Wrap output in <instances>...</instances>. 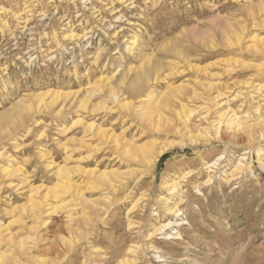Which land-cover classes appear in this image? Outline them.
I'll return each mask as SVG.
<instances>
[{"label": "rangeland", "instance_id": "1", "mask_svg": "<svg viewBox=\"0 0 264 264\" xmlns=\"http://www.w3.org/2000/svg\"><path fill=\"white\" fill-rule=\"evenodd\" d=\"M263 19L264 0H0V154L5 155L0 156V224L8 229L0 232V255H11L7 264H122L125 257L131 264H264V166L255 152L264 153L263 132L258 128L254 139L242 133L231 139L235 128L222 127L217 136L202 121L215 120L218 94L216 100L226 102L245 125L264 118ZM69 29L86 38L64 40ZM251 35L262 48H247ZM133 36L137 44L127 49ZM156 63L157 72L139 92L121 89L119 100L132 103L128 114L107 101L104 89L87 93L103 76L116 88L120 79L125 85ZM48 91L61 95L56 105L33 101ZM147 92L155 102L172 93L169 107L160 110L173 123L165 129L161 121V132L136 118ZM85 94L88 109L82 110L78 100ZM95 103L104 108L90 112ZM180 104L195 109L187 124L207 129L205 139L193 142L184 133L175 118ZM16 105L29 112L15 128L1 116L15 112ZM78 117L115 135L117 149L112 139L72 126ZM151 143V164L121 156L125 146ZM165 143L174 144L155 155ZM240 155L245 160L238 173L233 169ZM219 156L215 168L204 169ZM65 163L83 172L118 174L105 188L93 175L73 170L78 196L68 190L52 198L50 191L43 199L56 181L57 165ZM5 165L18 169L13 177L2 174ZM23 178L27 183L21 185ZM170 179L179 183L171 194L161 186ZM29 186L41 187L33 216L21 209L29 204ZM160 196L182 211L179 218L187 225L179 228L181 240L146 238L158 222L177 219L165 215ZM22 238L28 239L20 251L16 244ZM130 246L136 253L127 252Z\"/></svg>", "mask_w": 264, "mask_h": 264}, {"label": "bare ground", "instance_id": "2", "mask_svg": "<svg viewBox=\"0 0 264 264\" xmlns=\"http://www.w3.org/2000/svg\"><path fill=\"white\" fill-rule=\"evenodd\" d=\"M262 9H263V7H262ZM261 9V10H262ZM260 10V9H259ZM250 11V10H249ZM248 11V12H249ZM4 12V11H3ZM119 18V17H118ZM117 20H119V19H117ZM27 21V20H26ZM261 23H264V19L261 21ZM5 24V23H4ZM259 25H261L260 23H259ZM261 26H264V24L263 25H261ZM86 33V32H85ZM235 33H236V31H235ZM234 33V34H235ZM238 34V33H237ZM236 34V37L237 36H240V34L239 35H237ZM242 34H243V32H242ZM82 35H83V33H82ZM81 37H85V34L83 35V36H81ZM78 34H75L71 29H69V31L66 33V34H62V38L64 39V40H70V41H74V40H76V39H79V38H81ZM228 37H229V35H228ZM86 38V37H85ZM235 38V37H234ZM230 39V38H229ZM82 40H83V38H82ZM250 40H251V42H250V45L249 46H247V48H249V47H255V49H258V46L256 45V44H262L263 42H261V40L260 39H258L257 38V36H255V35H251L250 36ZM229 41V40H228ZM234 41H236L237 43H239V41H241V39L239 38V37H237ZM135 44H137L136 43V36H133V38H132V40H130L129 41V45L127 46V49L130 47L131 48V50H132V48L135 46ZM227 44V43H226ZM229 44V43H228ZM263 45V44H262ZM261 45V46H262ZM261 46H259V47H261ZM169 47V46H168ZM136 48V47H135ZM262 48V47H261ZM130 50V51H131ZM176 51V50H175ZM177 51H178V49H177ZM256 51V50H255ZM259 51V50H258ZM99 52V51H98ZM180 52V51H179ZM97 54H99V53H97ZM173 54V53H172ZM96 55V54H95ZM174 55H175V53H174ZM180 55V54H179ZM99 56L100 55H98V58H99ZM152 61V60H151ZM156 61V60H155ZM155 61H153V62H155ZM147 62V61H146ZM148 63H150V62H148ZM147 63V64H148ZM144 64H145V61H144ZM150 65V64H149ZM148 65V66H149ZM146 67H147V65H146ZM145 67V68H146ZM161 67H162V65H161ZM143 68V67H142ZM142 68L139 70V71H141L142 70ZM159 67L157 66V63L156 64H154V65H152L151 67H147L145 70H143L142 72H140L139 74L137 73H133L132 75L134 76L133 78H131V80L129 81V82H127L125 85L123 84L124 83V80L123 79H120L117 83H116V88L114 87V85L111 83V82H108V77L107 78H104V76H103V78H100L98 81H96L95 83H94V85H93V87H91V89H90V91H88L87 93H88V95L89 94H95V93H97V92H99V91H102L103 89L105 90V93H106V96H105V98L107 97V99H109V100H107V101H113L114 103H116V106H118V109L121 111V112H123V113H125V114H128L131 110H132V103L130 102V101H120L119 100V94H121L120 92H121V89H127L128 91H129V93H137V92H139L141 89H142V87L144 86V84L146 83V81H147V78L149 77V75H151V73L152 72H154V71H156L157 72V69H158ZM258 68V67H257ZM138 70V69H137ZM162 70V69H161ZM201 71H202V69H201ZM127 73L128 72H130V70L128 71H126ZM134 72V71H133ZM160 72V71H159ZM155 74V73H154ZM124 75V74H123ZM122 75V76H123ZM157 75H159V74H157ZM156 75V76H157ZM121 76V78H123ZM120 77V76H119ZM129 78V77H128ZM155 79V78H154ZM114 80V79H113ZM116 80V79H115ZM152 80V79H151ZM150 84V83H149ZM123 86V87H122ZM147 86V85H146ZM89 88V87H88ZM260 88H262V89H264V84L263 85H260ZM177 89H179V88H168V91H178ZM192 90H195V89H192ZM144 91V90H143ZM148 91H149V89H148ZM180 91V90H179ZM179 91H178V93H179ZM182 91V90H181ZM180 91V92H181ZM54 92V91H53ZM52 91H48V92H46V93H42V95H36V96H34L32 99H33V101H36V103L39 105V104H43V102H46V104L48 105V106H54V105H56V102H57V99L61 96L60 94H58V93H53ZM56 92V91H55ZM142 92V91H141ZM59 93H61V92H59ZM73 93V92H72ZM143 93V92H142ZM36 94V93H35ZM62 94V93H61ZM64 94V93H63ZM146 95L143 97V102H140V101H138V103H141V104H144L143 106H138V108H140V110H138L137 111V114H136V118L140 121V123L141 122H143V123H147L149 126H151L152 127V129L153 130H155V131H159V132H161L160 131V129H161V127H162V125L165 123V127L163 126L162 127V129L163 128H165V129H167V125H169V123H170V120H169V118H163V114L161 113V108H163V106L165 107V106H167V107H169L168 105H170L171 103H170V95L172 94H170V95H168V96H166V97H163L162 99L161 98H159L156 102H155V100L154 101H152L151 99H152V97H151V92H147V93H145ZM169 94V93H168ZM180 94V93H179ZM193 94V93H192ZM66 95V94H65ZM77 95V94H76ZM87 94H85L84 95V97L83 98H81V100H78V101H80V104H79V106H78V108L79 109H82V110H87L88 109V102H89V100H88V98H85V96H86ZM123 95V94H122ZM137 95V94H136ZM195 95V94H194ZM75 96V95H74ZM93 96V95H92ZM196 96V95H195ZM221 95L220 94H218V95H216L215 97H213V100H214V102H215V111H214V114H213V117L215 118V120L214 121H211V122H209L208 121V119H207V117H203L202 118V121H204L205 123H209V128L212 126V128L214 129V133H215V135H217L218 136V134L220 133L219 131H221V129H222V127H225V130H228V129H230V131L232 130V129H236V131L235 132H232L231 133V139H232V137L233 138H235L236 136H238L237 134H239V133H242V134H245L247 137H248V139L249 138H253L254 139V134L255 133H258V131H259V129L258 128H260V130L263 132V135H264V118H259L258 120H257V122H255L254 124H251V125H245V122H241V121H239L238 120V116H237V114L235 113V111L233 110V109H231L230 107H228L227 105H225L226 104V102L223 104L221 101L219 102L218 100H216V99H218V97H220ZM63 97H64V95H63ZM66 97V96H65ZM172 97H173V95H172ZM175 97V96H174ZM180 97V96H179ZM91 98V97H90ZM122 98V97H121ZM124 98V97H123ZM74 99V98H73ZM137 99V98H136ZM46 100V101H45ZM105 100V102H107ZM122 100V99H121ZM212 100V101H213ZM60 101V100H59ZM111 101V102H112ZM101 103H102V101H100ZM112 102V103H113ZM113 103V104H114ZM137 103V104H138ZM45 104V105H46ZM96 104V103H95ZM93 105L92 106V109L90 110V112H94L96 109H99V108H104V106L103 105H101L100 103H97L96 105ZM77 105V104H76ZM115 105V104H114ZM90 106H91V104H90ZM19 107V105H16L15 106V109H17ZM161 107V108H160ZM46 108V107H45ZM207 111H209V108L208 107H204ZM14 109V110H15ZM39 109H40V107H39ZM166 109V108H165ZM76 110H78V109H76ZM111 110V109H110ZM110 110H108V111H110ZM175 110V109H174ZM24 111H25V113H24ZM26 111H28L29 112V109L28 108H18L15 112H10V113H6V114H3L2 116H1V118H4V121L9 125V126H14L15 128H16V126H20V125H22V124H24L23 123V121L26 119V117L28 116V114H26ZM39 111H41V110H39ZM89 111V110H88ZM194 111H195V109H193V108H189V107H187L186 105H183V104H180L178 107H177V110H175V118L177 119V121L178 122H180V124L182 125V127H183V129L182 130H184V133L185 134H188V135H191V139L193 140V142H194V140H196L197 138H200V137H203L204 139H205V135H207V133H209V131L207 132L206 130L207 129H204V128H202L200 125H193L192 124V126L190 125V123H188L187 124V122L189 121V118L192 116V114L194 113ZM27 112V113H28ZM79 112H80V110H79ZM82 112V111H81ZM134 112V111H133ZM84 114V113H83ZM83 114L81 115V116H83ZM92 114V113H91ZM153 114H156V115H153ZM79 116V115H78ZM155 116V119L157 118V120L156 121H154L153 122V117ZM34 117V116H33ZM13 118V119H12ZM33 119V118H32ZM161 121H163V123H162V125H160L161 124ZM35 124L37 123V122H34ZM171 123H173V122H171ZM170 123V124H171ZM214 123V124H213ZM78 124H81L82 126H84V128H85V130H86V132H90V133H93L95 136H97V137H99L101 140H103V141H105L107 138L108 139H112V142L114 143L113 144V147L114 148H116L117 149V147H118V144H119V142H118V139H117V137L115 136V135H109V137H108V131H106V130H104V129H102V128H100L97 124H95L94 122H83V120L80 118V117H78V118H76L74 121H73V123H72V126H75V125H78ZM195 124V123H194ZM213 124V125H212ZM189 125H190V128H189ZM211 125V126H210ZM26 126V125H25ZM180 126V125H179ZM27 127V126H26ZM150 127V128H151ZM169 127H170V125H169ZM204 127V126H203ZM212 128H211V130H212ZM179 129V128H178ZM169 130H170V128H169ZM177 130V129H176ZM176 130H174V131H176ZM209 130V129H208ZM3 131V127L0 125V133ZM154 131V132H155ZM260 131V132H261ZM12 133V132H11ZM192 133H197V134H194V135H192ZM230 134V133H229ZM261 134V137H262V139H264V137L262 136V133H260ZM1 135H2V133H1ZM3 135H5V134H3ZM10 135V134H9ZM8 135V136H9ZM216 136V137H217ZM257 137H258V135H256ZM6 137V136H5ZM207 137V136H206ZM244 137V136H243ZM256 137V138H257ZM4 138V137H3ZM203 138H201L202 140H204ZM230 138V137H229ZM242 139V138H241ZM259 139H261L260 138V136H259ZM197 141V140H196ZM247 141V140H246ZM251 141V140H250ZM102 142V141H101ZM255 142V141H254ZM78 143H80V144H83L84 143V141L83 140H79L78 141ZM104 143V142H103ZM249 143V142H248ZM166 144V143H165ZM174 144V143H173ZM173 144L172 143H168V144H166V145H164L163 147H161V148H159L155 153V155H157V156H160V155H162L167 149H170V148H172L173 147ZM195 144V143H194ZM154 143H151V144H144V145H142V146H138V147H132V146H129L128 147V149H125V147H127V146H125L123 149H122V151H121V156H123L125 159H128V160H130V159H136V157L138 158L137 160H139L140 159V161H143L144 163H148L149 164V162H150V164H151V160H153L152 159V156L154 155H152V152H154L153 150H154ZM156 148V147H155ZM158 148V147H157ZM257 150V149H256ZM256 152V158H257V161L259 162V165L262 167V165L264 166V162L262 161L263 159H264V153L262 152V149H258L257 151H255ZM2 154V153H1ZM0 154V156H5V155H1ZM4 154V153H3ZM246 154V153H245ZM70 155V154H69ZM242 155H244V154H242ZM66 156V155H65ZM241 156V155H240ZM70 159V156H68L67 157V160H69ZM155 159H156V157H155ZM221 159V157L219 156L217 159H215L214 161H212V162H207V163H205L204 164V166H205V168L204 169H206V170H210L211 168H215L214 166H216V165H218V164H216V162H218L219 160ZM65 160V159H64ZM67 160H65V161H67ZM245 160V156H241L239 159H238V161L236 162V165L234 166V171H238V173H239V171L241 170V168L244 166L243 165V161ZM157 161V160H156ZM11 162V161H10ZM10 162H8L10 165L12 164V163H10ZM134 162H135V160H134ZM68 163V162H67ZM143 163V164H144ZM54 164V163H53ZM66 164V163H65ZM65 164H63V165H57V167H56V171L54 172L55 174H56V181H55V183H54V185H53V188L52 189H50V188H46V190L45 191H47V193H44L43 194V199L44 198H46L47 196H48V193L50 192V191H54L55 192V194H54V196L52 197V198H55V197H59V194H61V192H66V191H71V190H74L75 191V195H79V193H78V191H76V190H78V188H79V186L78 185H76V183L75 182H72V180H71V177H70V174H71V171H80L79 169H78V165L76 166V167H74V168H69V167H67V164L65 165ZM51 165V164H50ZM248 168V167H247ZM243 169V168H242ZM17 168L15 169V168H11V169H9V167L7 166V165H5V166H3L2 168H1V172H2V174H4L5 176H7V177H13V175L17 172ZM232 170V171H233ZM242 171V170H241ZM80 172H83V171H80ZM83 173H85V174H89V175H93V177L96 179V181L99 179V180H101L100 182L102 183V182H104L103 184H105V188H106V185L108 186V183L111 181L110 179L112 178H114V177H116V175L118 174V173H116V172H112V171H95V170H90V171H84ZM233 173V172H232ZM235 173V172H234ZM187 174V173H186ZM185 174V175H186ZM3 175V176H4ZM184 175V176H185ZM229 176H230V174H229ZM6 177V178H7ZM231 177H233V176H231ZM230 177V178H231ZM22 178V177H21ZM114 179H116V178H114ZM113 179V180H114ZM21 180V185H22V183H23V185L24 184H26L27 182H26V178L24 179H20ZM98 180V181H99ZM108 180H110V181H108ZM234 180V179H233ZM97 181V182H98ZM209 181H210V179L208 180V183H209ZM100 182H98V183H100ZM211 183V182H210ZM111 185V184H110ZM109 185V186H110ZM20 186V185H19ZM109 186H108V188H109ZM161 186H162V188L163 189H166V192H168L169 194H171V193H173L176 189H177V187L179 186V183L178 182H173V180L172 179H170V180H164L162 183H161ZM111 187H113V185L111 186ZM40 186H35V187H33V186H29L27 189H29L28 191H30L29 193L31 194H29V200H28V205L26 206V207H24V208H22L21 207V209H23V210H25V211H29V212H34L35 211V209L38 207L37 205L39 204H41V203H39V202H36L35 200H34V198H36V196L38 195V192H39V190H40ZM81 189V188H80ZM111 189H113V188H111ZM81 191V190H80ZM51 193V192H50ZM53 195V194H52ZM179 195H181V194H179ZM41 197V196H40ZM162 199H163V201L164 202H166L165 203V215H168V216H172V217H174V219L175 218H177V219H175V220H171V218H169V219H166V221H163V222H158L157 223V225L156 226H153L152 227V231H150L147 235H146V238L147 239H149V240H152L153 238H157V240H162V241H170V240H181V235H180V233H179V228L180 227H182L183 225H187V222H184L182 219H180L179 217L182 215V211L178 208V206H176V204L177 203H175V204H167V202H168V198H165V197H162V196H160ZM179 197V196H178ZM181 197V196H180ZM42 198V197H41ZM160 198V199H161ZM41 200V199H40ZM41 202H42V200H41ZM170 202V201H169ZM174 203V202H173ZM43 204V203H42ZM41 208V207H40ZM50 208H54L53 206L52 207H50ZM37 210V209H36ZM53 210V209H52ZM41 211H42V209H41ZM51 211V210H50ZM38 212V211H37ZM54 212V211H53ZM30 213V214H31ZM43 213V212H42ZM41 213V214H42ZM34 214H35V212H34ZM40 214V213H39ZM32 216H33V213H32ZM155 216H157V214L155 213ZM167 216V217H168ZM40 218V217H39ZM34 219H36V218H34ZM179 219V220H178ZM40 221L38 218L35 220V221ZM129 225V224H128ZM131 225V224H130ZM6 229H7V225H5V226H3L2 224H0V232H6ZM8 230V229H7ZM34 230V229H33ZM171 232H173V233H171ZM32 233V232H31ZM4 234V233H3ZM6 234H8V233H6ZM183 235V234H182ZM9 236V235H8ZM159 236V237H158ZM28 237V236H27ZM9 239V241L11 240L12 241V239H11V237H8ZM155 238V239H156ZM26 239H28V238H26ZM26 239H19V241L17 242L18 244H16V245H18V248L20 249V251H22V250H24V249H26V246H25V248H24V246H23V244H22V242H24L23 240H26ZM14 240V239H13ZM183 240V239H182ZM10 241V242H11ZM31 241V240H30ZM8 242V241H7ZM13 242V241H12ZM27 242V241H26ZM156 242V241H155ZM9 243V242H8ZM15 243H16V241H15ZM25 243V242H24ZM33 243V242H32ZM66 243H68V242H66ZM12 245V244H11ZM69 246H70V244H68ZM151 250H153V251H155V252H157V253H160L161 251L157 248V247H155V246H153V245H151ZM10 249V248H9ZM136 249V247H134V246H130L128 249H127V252L128 253H130V254H133V253H136L135 251H137V250H135ZM139 249V248H138ZM17 250V249H16ZM15 251V250H14ZM126 252V251H125ZM3 254V253H2ZM0 255V264H3V263H5V264H7V258H9L8 256H6L7 254L6 253H4L5 255ZM10 254V253H9ZM120 254H122V253H120ZM127 254V253H126ZM156 254V253H155ZM135 255H137V254H135ZM27 256V255H26ZM119 256V255H118ZM122 256V255H121ZM133 256V255H132ZM131 256V257H132ZM32 257V256H31ZM130 257V256H129ZM128 257V258H129ZM134 257V256H133ZM35 258V257H34ZM39 258V257H38ZM42 258H45V257H42ZM12 259V258H11ZM123 259V258H122ZM135 259H137L136 257H135ZM44 260V259H43ZM11 261V260H10ZM33 262L35 261V260H32ZM41 262V261H40ZM122 262L124 263V264H131L132 262H133V260H131V261H128V259L125 257V259L124 260H122ZM137 262V261H136ZM14 262H12V264H13ZM122 263V264H123ZM17 264V263H16ZM36 264V263H35ZM41 264V263H40ZM119 264V263H118Z\"/></svg>", "mask_w": 264, "mask_h": 264}]
</instances>
